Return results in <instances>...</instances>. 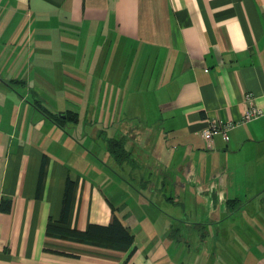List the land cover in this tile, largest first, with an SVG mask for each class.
<instances>
[{"label":"crops","instance_id":"crops-1","mask_svg":"<svg viewBox=\"0 0 264 264\" xmlns=\"http://www.w3.org/2000/svg\"><path fill=\"white\" fill-rule=\"evenodd\" d=\"M0 264H264V0H0Z\"/></svg>","mask_w":264,"mask_h":264},{"label":"trees","instance_id":"trees-1","mask_svg":"<svg viewBox=\"0 0 264 264\" xmlns=\"http://www.w3.org/2000/svg\"><path fill=\"white\" fill-rule=\"evenodd\" d=\"M21 82V80L17 81ZM43 114L51 118L59 127H64L67 123H76L78 115L76 113L65 111L63 114L51 113L46 107L36 105ZM108 150L116 157L121 156V142L110 139L108 142ZM73 182L68 178L64 189V198L62 202L61 220L66 221L68 216L69 204L72 195ZM48 232H54L58 237L69 240L79 241L90 245L101 247H110L122 251L134 250L133 235L127 231L121 221L113 216L110 223L106 225L91 224L86 230H76L62 228L58 226H48ZM129 257V255H128Z\"/></svg>","mask_w":264,"mask_h":264},{"label":"built area","instance_id":"built-area-1","mask_svg":"<svg viewBox=\"0 0 264 264\" xmlns=\"http://www.w3.org/2000/svg\"><path fill=\"white\" fill-rule=\"evenodd\" d=\"M248 105L244 110L239 121H227L224 123H210L201 130L200 137L203 139L206 149L213 148V136L220 134L225 140H228V132L240 123H245L257 119L263 115L261 108L253 103L251 94H246Z\"/></svg>","mask_w":264,"mask_h":264},{"label":"rangeland","instance_id":"rangeland-1","mask_svg":"<svg viewBox=\"0 0 264 264\" xmlns=\"http://www.w3.org/2000/svg\"><path fill=\"white\" fill-rule=\"evenodd\" d=\"M70 102H71V100H69ZM87 100H85V102H86ZM89 101V100H88ZM84 102V103H85ZM36 105H37V103H36ZM78 105H82L81 103H78ZM77 111V110H76ZM75 111V113H77ZM79 112V115H82L81 117H80V119H84L85 121V123H96L97 122V115L96 114H92V113H90V110L88 109L86 112L87 113H85L84 111H82V110H80V111H78ZM78 114V113H77ZM79 115H78V121L76 122V123H79V124H81V122L80 121H82V120H80L79 119ZM84 115H85V118H84ZM99 119H100V121L102 120V116H99ZM107 119H109V117L107 116ZM108 121V120H107ZM85 133H88V132H85Z\"/></svg>","mask_w":264,"mask_h":264}]
</instances>
